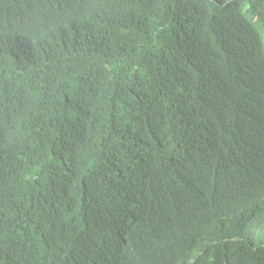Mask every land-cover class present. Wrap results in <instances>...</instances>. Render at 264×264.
<instances>
[{
    "label": "trees",
    "instance_id": "1",
    "mask_svg": "<svg viewBox=\"0 0 264 264\" xmlns=\"http://www.w3.org/2000/svg\"><path fill=\"white\" fill-rule=\"evenodd\" d=\"M0 264H264V0H0Z\"/></svg>",
    "mask_w": 264,
    "mask_h": 264
}]
</instances>
